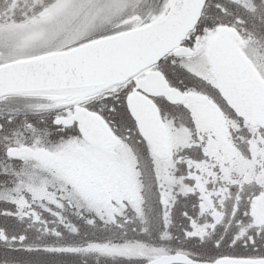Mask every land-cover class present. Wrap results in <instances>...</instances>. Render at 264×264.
<instances>
[{
    "label": "snow or ice",
    "instance_id": "6c2138e0",
    "mask_svg": "<svg viewBox=\"0 0 264 264\" xmlns=\"http://www.w3.org/2000/svg\"><path fill=\"white\" fill-rule=\"evenodd\" d=\"M0 264H264V0H0Z\"/></svg>",
    "mask_w": 264,
    "mask_h": 264
}]
</instances>
